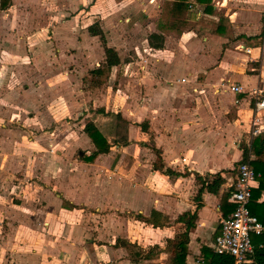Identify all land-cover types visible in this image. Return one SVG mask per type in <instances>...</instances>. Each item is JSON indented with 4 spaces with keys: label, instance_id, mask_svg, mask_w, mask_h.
I'll list each match as a JSON object with an SVG mask.
<instances>
[{
    "label": "crops",
    "instance_id": "1",
    "mask_svg": "<svg viewBox=\"0 0 264 264\" xmlns=\"http://www.w3.org/2000/svg\"><path fill=\"white\" fill-rule=\"evenodd\" d=\"M174 1L0 0V264H170L186 230L205 264L264 132V0ZM105 45L120 62L97 75ZM90 121L110 144L94 159Z\"/></svg>",
    "mask_w": 264,
    "mask_h": 264
},
{
    "label": "trees",
    "instance_id": "2",
    "mask_svg": "<svg viewBox=\"0 0 264 264\" xmlns=\"http://www.w3.org/2000/svg\"><path fill=\"white\" fill-rule=\"evenodd\" d=\"M198 1L199 2L205 1L208 3L207 6H209V3L212 0H198ZM187 7L188 4L186 0H176L172 3L170 11L173 15H177V16L184 15ZM207 8L209 9V7ZM221 23H223V18H221L220 24ZM89 31L93 35H99L102 41L105 42L104 33L97 22L89 27ZM158 46L160 47L162 46V44ZM104 48H105L106 63L102 67L92 70V72L97 75L105 74L107 71L110 70V68L113 65H116L120 62L119 55L114 48L109 47L107 45H105ZM85 130L97 147V150L92 155V159H94L98 153L108 151L110 146L109 142L106 140V138L103 136V134L99 131V129L96 127V125L93 122L91 121L88 122L85 126ZM262 153H264V132L254 137L250 146L244 145L243 158L238 163L249 162L254 167L256 172L261 173V177L259 179L261 185L264 186V161L259 159L251 160L252 154L261 155ZM167 171L169 173H173L171 170H167ZM222 182L223 179L221 178L220 174H217L211 182L209 181L206 182L204 180L201 188L199 189L198 195L201 196L202 192L204 191V188L206 187L208 188L209 191L216 193L219 187L221 186ZM231 190L232 189H230L226 193V195L222 197V202H225L227 199H229ZM227 202L228 204L230 203L231 205L230 208L231 210H233L235 208L234 202L231 201L230 199L227 200ZM260 208L261 210L255 209L253 207L252 201L250 202V211L253 214H255L264 224V202L260 204ZM189 217L193 221L196 217V214L195 213L190 214ZM185 232H186L184 234L185 239L183 238L179 240L173 246L175 254L172 256V259L170 260V264H185L186 262L188 235H187V230ZM252 242L255 247L254 257L256 260V264H264V230L260 234H254V235L252 234ZM202 254L205 264H234V258L232 255L227 253H217L213 248L208 246L202 247Z\"/></svg>",
    "mask_w": 264,
    "mask_h": 264
},
{
    "label": "built area",
    "instance_id": "3",
    "mask_svg": "<svg viewBox=\"0 0 264 264\" xmlns=\"http://www.w3.org/2000/svg\"><path fill=\"white\" fill-rule=\"evenodd\" d=\"M234 91H241L240 85H232ZM254 124L258 118H264V97H256ZM259 133V128L254 129ZM237 181L233 186L229 199L235 208L221 218V229L216 235L213 249L217 253H227L233 256L234 264H256L253 254L252 234H260L264 224L250 211L253 184L261 177L249 162H240L237 166Z\"/></svg>",
    "mask_w": 264,
    "mask_h": 264
},
{
    "label": "rangeland",
    "instance_id": "4",
    "mask_svg": "<svg viewBox=\"0 0 264 264\" xmlns=\"http://www.w3.org/2000/svg\"><path fill=\"white\" fill-rule=\"evenodd\" d=\"M48 2H50L51 3V5H53L52 7H51V11H56V8H57V6H55V4H57V0H48ZM55 3V4H54ZM49 11V10H48ZM5 19V17H4V14H1L0 13V24H4V25H2V26H6L5 25V23L3 22V20ZM243 145V144H242Z\"/></svg>",
    "mask_w": 264,
    "mask_h": 264
}]
</instances>
